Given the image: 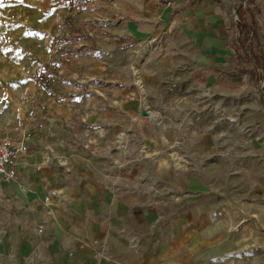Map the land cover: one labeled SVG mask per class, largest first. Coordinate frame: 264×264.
Returning a JSON list of instances; mask_svg holds the SVG:
<instances>
[{
    "label": "rangeland",
    "instance_id": "374dc122",
    "mask_svg": "<svg viewBox=\"0 0 264 264\" xmlns=\"http://www.w3.org/2000/svg\"><path fill=\"white\" fill-rule=\"evenodd\" d=\"M254 41L264 51V0H0V143L32 153L54 123L79 129L103 175L137 191L131 204L160 208L173 237L194 226L177 264H264V52L248 63ZM0 184L9 224L19 205L13 183Z\"/></svg>",
    "mask_w": 264,
    "mask_h": 264
},
{
    "label": "crops",
    "instance_id": "0c3cea01",
    "mask_svg": "<svg viewBox=\"0 0 264 264\" xmlns=\"http://www.w3.org/2000/svg\"><path fill=\"white\" fill-rule=\"evenodd\" d=\"M242 20L253 31L256 21L247 27V17ZM261 47L259 41L248 46V63L262 59ZM60 115L67 117L64 112ZM45 131L31 141L32 153L17 155V176L9 182L19 206L9 224L0 223V264H177L183 260L179 248L186 233L190 237L196 232L193 225L177 238L171 236L160 208L131 204L129 199L137 191L120 193L117 184L103 175L104 161L86 149L84 139L78 138L79 129L54 123ZM4 188L0 184V190ZM44 196L47 203L42 206ZM170 236L173 242L167 243Z\"/></svg>",
    "mask_w": 264,
    "mask_h": 264
},
{
    "label": "built area",
    "instance_id": "2783aa9c",
    "mask_svg": "<svg viewBox=\"0 0 264 264\" xmlns=\"http://www.w3.org/2000/svg\"><path fill=\"white\" fill-rule=\"evenodd\" d=\"M58 49L60 46L57 47ZM25 146L11 147L0 143V177L5 181H14L17 176L16 158L19 152H24Z\"/></svg>",
    "mask_w": 264,
    "mask_h": 264
},
{
    "label": "trees",
    "instance_id": "16d2710c",
    "mask_svg": "<svg viewBox=\"0 0 264 264\" xmlns=\"http://www.w3.org/2000/svg\"><path fill=\"white\" fill-rule=\"evenodd\" d=\"M169 1V0H168ZM176 10H171L170 13H175ZM235 13H236V16L240 19L244 18V16L247 17V23H245V25L247 27H253L255 25V20L253 19V13L251 11V9L249 8L248 5L246 4H242L241 3L238 5V7L236 8L235 10ZM244 25V24H243ZM250 33L252 34L253 31L251 30ZM40 75V74H39ZM39 75H36V82L39 84V85H44L46 84V82L42 79V77H39ZM44 81V83H43Z\"/></svg>",
    "mask_w": 264,
    "mask_h": 264
}]
</instances>
